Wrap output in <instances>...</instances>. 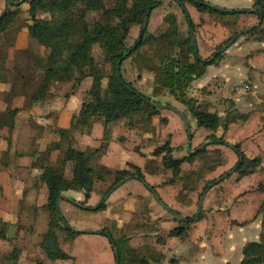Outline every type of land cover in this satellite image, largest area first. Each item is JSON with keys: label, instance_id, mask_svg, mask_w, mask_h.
<instances>
[{"label": "trees", "instance_id": "obj_1", "mask_svg": "<svg viewBox=\"0 0 264 264\" xmlns=\"http://www.w3.org/2000/svg\"><path fill=\"white\" fill-rule=\"evenodd\" d=\"M76 1H28L30 24H27L23 29L27 31L30 39L49 52L47 58H40L39 66L37 70L35 69L40 74L37 90L30 97L25 92H21L27 98L29 105L49 93L53 83H67L70 92L68 93L69 95H66L68 91L65 92V98H68L84 80L90 79L91 84L84 93L80 108L71 117L69 131L88 133L92 123L97 120L102 123L105 134L111 125L119 121H125L128 127H136L137 118H139L143 120L140 126L145 132H149L152 129L151 117L158 115L160 109L150 106L148 101L159 102L140 93L129 82L125 81L121 74L120 80H122L124 85L133 89L134 93L127 91L124 85L120 83L116 65L123 55L128 53L120 66L126 60L135 62L140 72L153 66L155 68L154 86L165 90L176 101L183 104L198 128L211 132L221 129V136L209 135L207 141L211 140L214 145H225L226 142H224L223 136L227 132L229 125L233 123L232 115L222 118L187 97V92L192 82L201 78L205 74L206 67L220 60L223 53L218 55L210 64L199 59V53L197 48L195 49L192 45L189 31L190 29L194 36L195 25L186 6H192L199 13H205L211 17L215 16L219 20L222 19L221 22L219 21L220 24L230 30L227 39L217 46L211 55L239 32H236L234 26L238 24L240 15H253L259 19L257 15L239 14L236 9H232L230 12L213 11L204 5V3H207L204 0H200L202 3L199 0H177L187 25L186 33L182 35L179 31L176 17L173 14H167L164 17V21L168 25L167 29L160 31L157 35H153L148 33L146 26L141 42L137 43L138 35L133 44L136 47L132 50L133 46L127 47L126 45V40L132 28L139 26L140 34L143 18L150 7L158 0H112L109 4L104 0H83L81 9L83 12L101 14V20L92 24L87 22L77 23L72 20L70 11ZM24 2L27 1L25 0ZM169 2L175 3L173 1ZM252 9L259 11L264 17V0H253ZM4 13H6L5 16L2 17V14L0 16V34L6 30L15 16L14 12ZM41 15L47 16V18ZM255 31L256 29L249 32V34H253ZM95 46L100 48L104 63L110 67L108 71L99 67L95 62L92 55ZM145 47H147L145 56L137 57L142 54L141 50ZM210 56L206 59H209ZM12 70L8 77L10 93L16 91L12 78L15 64ZM18 112L19 109L0 112V129L4 126L8 128L7 142L10 140ZM59 137L58 142L49 144L32 163V168L37 167L39 171L38 182L37 185L35 183V186L39 185L45 189L46 202L43 207L49 214L47 231L42 235L39 247L44 258L52 263L72 259L60 247L58 240L59 231L66 235L67 241H73L79 235L73 233L64 225L58 227L61 222L56 207L58 196L68 191L82 192L83 201L79 203L86 206L92 192H94V184L97 181L112 177L113 183L106 189L104 195L115 184L126 177L136 176L145 181L143 171L131 163H128L124 169L117 171L101 166L99 169L94 168L93 161L98 150L81 151L75 149L73 147L74 138L72 133L59 131ZM206 147L190 156L185 153L181 157L173 158V148L169 142H166L164 145L156 147L151 153L154 158L160 157L161 166L150 165L146 167V170L154 175L159 174L162 170L169 172L170 177L165 183L169 185L180 184L177 200L184 202L199 183L203 182L204 184L202 191L208 189L209 184L215 179L205 181L204 177L223 163L220 151L211 152ZM234 148L237 161L233 169H235L234 173L239 178L248 177L257 171L264 172L261 158L247 157L240 144H234ZM53 152L58 153L53 166L42 162L44 157L47 160L48 156ZM149 162L153 163V160ZM3 165H6V163ZM183 165H188L190 169L187 172H183ZM67 166H69L71 173L69 178L65 176V168ZM151 187L153 190L155 189L153 186ZM255 191L264 193V183H259ZM189 202L186 204L188 205ZM105 209L106 204L103 203L94 212ZM87 211L90 210L87 209ZM258 214L262 216V235L257 242H249L244 245L242 248V260L239 264H264V201L259 206ZM194 215L192 217L187 216V222L179 221L171 216L172 220L178 225L170 230L167 235L157 236L156 243L163 244L167 237L185 240L188 236L189 226L201 219V215L196 218H194ZM114 224L103 227L98 232L100 235H103L102 232H104L110 236L117 248L120 264L161 263L164 256L152 247L132 248L129 246L128 238L124 234L115 238L110 229V227H115ZM108 242L110 244L109 239ZM36 264L41 263L37 262ZM170 264H176V262L171 261Z\"/></svg>", "mask_w": 264, "mask_h": 264}, {"label": "rangeland", "instance_id": "obj_2", "mask_svg": "<svg viewBox=\"0 0 264 264\" xmlns=\"http://www.w3.org/2000/svg\"><path fill=\"white\" fill-rule=\"evenodd\" d=\"M13 1L19 2L20 0ZM26 1L27 2L21 3L17 6H12L6 0H0V16L4 12L9 11L14 12L15 14L10 25L0 34V63H4L11 51H13L12 59L15 64V70L12 74L13 85L17 90L25 92L30 97L37 90L38 81H40V74L37 73L35 69L37 70L39 66L40 58H47L49 52L47 51L48 53L46 55V50L42 51L35 47H30L22 51L12 50V42L16 34L26 27L27 24H30V16L28 14L29 0ZM104 1L109 4L112 0ZM211 2L212 5L226 10H231L235 6H245L246 4L245 2H241V0H212ZM167 6H171V9L177 13L180 21L183 23V15L180 8L175 3L166 1L154 9H157L156 11H158L162 7ZM82 7L83 0H77L72 6L70 13L74 22H87L92 24L95 21L101 20L100 13L83 12L81 10ZM188 8L190 9L189 6ZM42 17L47 18V16ZM212 18L220 22L222 21V19L219 20L215 16H212ZM252 19L254 22L253 24H256L258 21L257 17L254 16ZM247 23H249L247 20H241L240 23L234 26V29L236 32L240 31L245 28L244 26ZM179 31L182 35L186 33L187 29L184 24L179 25ZM256 31L253 34L247 33L239 37L225 52H223L222 58L208 68V76L212 72L215 73V76L214 78L212 77L207 88L204 87L202 93L198 92L200 97L198 98L199 100H197V103L204 109L209 110V112L220 115L222 118L227 115H232L233 123L229 125L227 132L223 136L224 142L231 145L240 144L241 149L247 157H261L264 165L263 16L262 23ZM138 35L139 26H135L132 28L129 37L126 40L127 47L133 46ZM226 39L227 37L222 41L224 42ZM30 42L37 46L34 40L31 39ZM217 46L211 47L210 51H204V57L199 56L203 59L208 58ZM206 48L208 49V47ZM146 51L147 47L143 48L141 50L142 54H139L137 57L145 56ZM92 55L99 67L105 71L110 69V67L104 63L98 46L93 48ZM130 66V61H124L120 66V74L126 80L131 81L130 84L134 86L136 90L139 91L142 89L147 93L146 89L150 87L151 81L144 80L142 85H139V78L135 80V76L131 74ZM204 79H206V76ZM244 86L249 87L247 92L240 90L243 89ZM65 91H68L66 95H69L68 93L70 90L66 89ZM65 91L63 93H65ZM153 94H147L145 96L151 99ZM50 96L51 99L55 97L52 93ZM73 103L74 104H71L70 107L76 106L77 100H73ZM159 103L168 104L162 102ZM171 103L180 107L183 111V115L194 128L193 130L191 129V150H194L205 142H209L207 141L209 135H215L216 137L222 135L221 129L216 132H211L205 131L202 128H197L183 104L178 101L173 102V100H171ZM160 113L164 117H172V115H175L172 111L167 109L160 110L159 114ZM172 118L175 119L174 117ZM137 119L136 128L133 130H127V126L124 125L122 121H119L113 129L115 141H110L106 136L105 138L101 134L100 128L97 124L95 125L94 137L90 140L80 137L77 132H73L72 130L69 131V129L65 133H72L73 137H76L77 140L75 142V147L79 149L85 146L88 147V145L90 147H99L101 149V154H99V156L93 161V166L96 169H99V164L101 163L115 165L117 169L123 167L127 161L139 163L142 161L141 159L145 160L149 157L153 149L162 146L166 140H169L170 144L173 146V158L185 155V142H182L185 135L182 136V141H178L179 136L176 134L175 127L172 124L167 125V123H164L162 120L159 121L158 118L154 117L153 123L156 126L152 128L151 132L145 133L140 127V123L143 122V120L139 118ZM164 119L166 120L167 118ZM135 148L136 150H134ZM206 148L211 152L215 150L220 151L223 163L221 166L216 167L213 171L208 173L204 177L205 181L217 179L233 169V166L237 161V156L232 149L228 148L226 145H214L213 143ZM139 150L143 151V158H141ZM54 153H51L47 160L44 157L42 162H45L46 165L49 164L53 166L58 157V153ZM150 164L151 166L160 167V157H155L153 163ZM6 165H8L7 162ZM6 165L3 166L5 167ZM189 169L190 167L188 165L182 166L183 172H187ZM70 174L69 166H67V168H65V176L69 178L71 176ZM33 177L38 179L39 176L37 174V176L33 175ZM169 177L170 173L166 171L164 172L163 170L157 176H149L147 173L144 174L145 181L149 180L152 182L149 183L147 181L148 184L156 185L157 189H155V191L167 206L184 216L187 215L188 217H192L196 214L198 209V202L202 195L201 193H203V182L199 183L196 189L188 195L186 201L177 202V194L180 190V184H165L164 182ZM37 182L38 181H36V185ZM112 183V177H107L94 184L95 195L93 196L92 206L99 204L104 196V192ZM258 183H264L263 171H257L255 174L244 178H239L236 173H232L221 183L210 188L204 196L201 211L198 214V216L201 215V219L193 225V229L195 230H193L194 236L200 235V237L206 238L213 235L214 238L218 237L220 241L222 239L221 233L227 232V229H229V231H233V236H236L235 239L238 241L247 242L249 240H257L261 233L259 225L261 215L257 213V210L260 203L264 201V194L255 191ZM35 187L37 188L38 186ZM141 187V183L137 180L132 179L126 181L108 196L104 202L106 204L105 210H109V213L110 211H113L114 214H118L121 219H125V221L128 220V212H125L123 210L124 208L119 205L124 197L125 202H128L129 204L134 203V207L135 205L137 206L140 204L142 216L141 219L138 220V223L140 220L146 221V223H148V228L156 230L159 225L158 222H160L162 218L165 220H169L170 218L166 216L167 214L165 211L162 212V207L155 201L152 194L147 191L144 186L143 188ZM114 192H116V194H113ZM36 193V196H28L24 193L25 195H23V197H14L10 196L7 191V196H4L1 187L0 264H36L37 262H40L41 264H115L113 263L114 261H112L113 255L107 237L100 235L99 233L79 234L75 240L67 241L66 235L59 231L58 240L61 249L69 255L76 254V256H71L72 259L70 260L56 261L55 263L46 260L41 253L39 243L42 235L47 231L49 214L43 207L46 202L45 195L38 191ZM69 195L76 197V194L73 192L69 193ZM132 195L135 197L142 195L144 198L140 197L138 200V197L134 198ZM80 197L82 200L83 196ZM74 200L78 201L76 199ZM188 201L190 202L186 205ZM149 204H151L152 208H149ZM59 206L65 221L70 227L80 231H99L95 229L97 224L93 223L90 219L99 221L101 218L98 217L100 215H105L103 212L94 213L82 210L66 201H60ZM150 212H154L155 214L153 215L156 217H158V213L156 212L162 213L163 216L158 220L153 218L150 219ZM135 220L136 219H132V222H127L128 224L123 222L121 224L122 228H117L115 223L114 228L110 227L113 236L118 238L123 235V227L126 226L128 228L129 226L134 225ZM109 224L110 222L107 226H109ZM61 226H63L62 222L59 223L58 227ZM133 230L134 229H130V233L127 231V234H135L133 233ZM207 241L209 242V239H207ZM133 243L136 244V241ZM142 243H145V241ZM179 248H181V255L178 254L179 256H177L178 262L184 264H207V262L205 263L201 258L199 259L196 257L194 252L197 254L198 251L195 250L196 247L192 245L190 241H186ZM182 249H186L187 253L184 254L185 252H183ZM173 255H176L175 252L171 253L163 264H170L171 259H174ZM214 262H216L215 264H221V259L216 258Z\"/></svg>", "mask_w": 264, "mask_h": 264}, {"label": "crops", "instance_id": "obj_3", "mask_svg": "<svg viewBox=\"0 0 264 264\" xmlns=\"http://www.w3.org/2000/svg\"><path fill=\"white\" fill-rule=\"evenodd\" d=\"M204 1L212 4V2H211L212 0H204ZM167 2H169V1H167ZM241 2H245L246 3L245 6H235L232 9L237 10V9H243V8H245V9H251L252 8V2L253 1L241 0ZM176 5L178 6V4H176ZM188 6L186 7L187 11L190 15V18H191L193 24L195 25L194 38H195V42H196V48H197L199 55L201 57H204L203 52L208 51V50L210 51L211 47H213V46L215 47V46L223 43L222 40L224 38L228 37L230 30L227 27L222 26L219 21H216L210 15L205 14V13H199L192 6H189L191 9L190 10L188 8ZM156 10L157 9H154L152 11V13L150 14V17L148 18V26H147L148 33L153 34V35H157L160 31L167 29L168 25L164 21V17L167 14H173L177 19V23L179 25L184 24L185 28L187 29V25L185 23L184 16H183L184 22L182 23L179 19V16L177 15V13L171 9V6L162 7L158 11H156ZM181 13L183 15L182 10H181ZM253 17H254L253 15H240L238 23H240L241 20H247V22H249V23H247L244 27L245 28L249 27L251 25H254L253 24L254 22L252 19ZM30 41H31V39L28 37L27 31L25 29H22L14 37V40L12 42V47H13L12 50L22 51V50H26L27 48H30V47H35V48L41 49L42 51H45V49L43 47L38 46V45L37 46L33 45ZM206 47H208V49ZM12 53H13V51H11V53L9 54L7 59L4 61V63H0V112L6 111V110L7 111L14 110V109H19V112L17 113V115L15 117V126H14V129L12 130V133L10 135V140L8 142L6 141V137H8V128L4 126L0 129V160H1V162H0V165H1L0 166L1 167V170H0V186L3 189V195L4 196H7V194H6L7 191L9 192L10 196H14V197H18V196L23 197V195H25V194H27L28 196L29 195L30 196H36L37 191L39 193H43L45 195V189L43 187H40L39 185L37 188L35 187V183H36L37 179H35V177H33V175L37 176V174H39V171H38L37 167L32 168V163L36 160L38 154L43 152L49 144L59 141V139H60L59 131L66 132L69 129L71 117H72L73 113L77 112L78 109L80 108L84 93L89 88L91 81H90V79L84 80L80 84V86H78L73 91V93L70 94V96L68 98H65V93H63V92L66 89H68L69 85L67 83H60V84L59 83H53L51 86V91L49 93H47L44 97L38 99L37 101H33L29 105L27 98L19 90L16 89V91L14 93L9 92L10 87L8 84V77L12 73V71H13L12 69L14 66V61L12 59ZM45 53L47 55L48 52L45 51ZM126 61H130V63H131V66H130L131 74H133L135 76V80L137 78H139V82H138L139 85H142V82L144 80H150L151 81L150 87H148L146 89L147 93L144 92L142 89L139 90V92L142 91L140 93H142L143 95H147V94L152 95L154 93L153 97L151 98L152 100H156V101H159L162 103H168L170 105H173L174 108H176L177 110H179L183 114V111L180 109V107L174 105V103H171V100H173V102L176 101L172 96H170L165 90L157 88L154 86L153 80H154L155 68L153 66L150 67L148 70H144V71L140 72L138 67H137V64L135 62H132L131 60H126ZM210 66L211 65L206 67L205 74L201 78L192 82L191 87L189 88V90L187 92V97L192 99L193 101L197 102V100H199L198 98L200 96H199L198 92L202 93L204 90V87L207 88V85L210 83L212 77L214 78V76H215V73H213V72L208 76L207 73H208V68H210ZM205 76H206V79H204ZM123 79L129 83L131 82V81L126 80L124 77H123ZM240 90H242V89H240ZM51 93L53 94V96H55L54 98L52 97L53 99H51V96H50ZM201 99H202V97H201ZM73 100H77V105L74 107H70L71 104H74ZM160 110H162V109H160ZM154 117L158 118L159 121L162 120L164 123H167V125L172 124L175 127L174 129L176 131V134L179 136L178 141H182V136L185 135L184 140L182 142L186 143L187 134L185 131V127H184L181 119L176 114L172 115V117H174L175 119H173L172 117H164L161 113L158 115L152 116L151 117L152 128L156 126L153 123ZM164 118H167V119L165 120ZM122 122L124 125H126L125 121H122ZM117 123H119V122H117ZM117 123L111 125L108 128L107 133L104 134V129H103L102 123L96 120L92 123V126H91L88 133H86V132H77V133H78V135H80V137H83V138H86L87 140H90L92 137H94L93 134L95 132V125L97 124L100 128L101 134L104 137L106 136L107 139H110V141L111 140L115 141L113 129ZM188 123H190V122H188ZM194 124H195V122H194ZM189 125H190V128L193 130L194 128L192 127V124H189ZM195 126H196V124H195ZM134 128H136V127H128L127 126V130L128 129L133 130ZM203 130H205V129H203ZM143 131H144V129H143ZM151 131H152V129L149 130V132H151ZM149 132H145V133H149ZM73 138H74L73 147L75 149H78L81 151L98 150V153L95 155L94 158L98 157L99 154H101V149L99 147H90L89 145H88V147L85 146L81 149L75 147V142L77 139H76V137H73ZM166 142H169V144H170L169 140H166ZM166 142H164V144ZM170 146L173 147L171 144H170ZM134 150H136V148ZM139 153L141 155V158H143L144 157L143 151L139 150ZM151 153H152V151H151ZM252 158H261V157H252ZM141 160L142 161L139 163H136L134 161H127L124 164V166L121 167L120 169H117L115 165H110L107 163H105V164L101 163V164H99V166L105 167V168L112 170V171H117V170L124 169L128 163H131L133 165L138 166L143 171V175L145 173L149 174V176H157L158 175V174L157 175L150 174V172L148 170H146V167H149L151 165L149 161L154 160V157L149 155V157H147L145 160L144 159H141ZM6 162L8 165H6L5 166L6 168H5L3 166V164ZM38 165H40V164H38ZM147 181L149 183H152L149 180H147ZM141 185H142V183H141ZM150 186H153L155 189H157L156 185L154 186L152 184ZM141 188H143V185ZM71 192L76 194V197L70 196L69 193H71ZM113 194H116V192H114ZM63 195L66 197L74 198V199L78 200L79 202L83 201V199L81 200V197H80V196H83V194H82V192H79V191H68V192L63 193ZM94 195H95L94 192H92L90 199L86 203L87 207L92 206L91 204H92V200H93ZM132 196H134V195H132ZM137 197H138V200L140 197L144 198V196H142V195H138ZM137 197L134 196V198H137ZM123 199H124V197H123ZM123 199L121 200L119 205L122 206V208H124L123 210L125 212H128L127 213L129 215L128 220L125 221V219H121L118 216V214H114L113 211L112 212L110 211V213H109V210L99 211V212H103V214H105L104 216L100 215L98 217V218H101L99 221H95L93 219H90V220H92L93 223L97 224L95 226V229L100 230L101 228L106 227L109 222H110L109 226H111L113 223H116L117 228H122L121 224L123 222L128 224L127 222H132V219H136L134 222L135 223L134 225H131L128 228L126 226L123 227V229H122L123 234L126 235V237L128 238V243H129L130 247L137 249V248H140L142 246H149L164 256V259L161 261V263H152V264H163L166 261V259L168 258V256H170V254L173 252H175L176 255H173L174 259H171V261H175L176 264H184V263L178 262L177 256L181 255L180 254L181 248H179V247L183 243H185L186 241H190L191 244L196 247L195 250L198 251L197 254H196V252H194L196 257H198L199 259L201 258L203 261H205V263L207 262V264H215L216 262H214V260L216 258L221 259V262H220L221 264H239L242 260V248L244 247V245L249 243V242H257L259 240L260 236L262 235V227H261L262 216H261V220H260V224H259L260 228H261V233H260L257 240H249L247 242L238 241L235 239L236 236H233V231L231 232V231H229V229H227V232L221 233L222 239L220 241H219L218 237L214 238L213 235H210L206 238H202V237H200V235L194 236L193 225L196 223V222H194L189 226L188 236L185 240H180L176 237H167L166 241L163 244H157L156 243L157 236L167 235L170 232V230H172L173 228H175L178 225L176 222H174L172 220V217H171L172 215L169 214L167 211H165L163 208L161 209L162 212H164V211L166 212V214H167L166 216H168L170 218L169 219L170 221H169V220H165L164 218H162V216H163L162 213L156 212V213H158V217H156L153 215V214H155L154 212H152V213L150 212V215H151L150 219L153 218L155 220H158V219L162 218V220H160V222H158L159 225L157 226V229L151 230L150 228L147 227L148 223H146V221L140 220L138 223V220L141 219V216H142V210H141L140 204L138 203L139 205H137V206L135 205V207H134V203L129 204L128 202H125V199L123 201ZM177 202H178V200H177ZM92 207H94V206H92ZM149 208H152L151 204H149ZM258 209H259V207H258ZM126 210H128V211H126ZM90 212H94V211H90ZM94 213H98V212H94ZM257 213H258V210H257ZM114 215H117V216H114ZM182 216H184V215H182ZM184 217H187V215H185ZM117 223H118V225H117ZM130 229H134L133 233H135V234H133V235L127 234V231H129L128 233H130ZM96 232H98V231H96ZM238 237H237V239H238ZM207 239H209V242L207 241ZM135 241H136V244L133 243ZM144 241H145V243H142ZM138 244H140V245H138ZM111 251H112V249H111ZM182 251L185 252L184 254L187 253L186 249H182ZM112 255H113V253H112ZM70 256L75 257L76 254L70 255ZM107 256L109 257V255H107ZM109 258L112 259L111 257H109ZM112 261H114L113 263H115L114 256H113Z\"/></svg>", "mask_w": 264, "mask_h": 264}, {"label": "water", "instance_id": "obj_4", "mask_svg": "<svg viewBox=\"0 0 264 264\" xmlns=\"http://www.w3.org/2000/svg\"><path fill=\"white\" fill-rule=\"evenodd\" d=\"M10 5L12 6H17L21 3H24L25 0H20L19 2H15L13 0H6ZM166 1H173L175 2L176 4L179 5L178 1L177 0H158L154 5H152V7H150V9L147 11L145 17L143 18V22H142V25H141V29H140V34H139V37H138V40H137V43H140L141 40H142V36H143V33L145 31V28L147 26V23H148V18H149V14L151 12V10L155 7H157L158 5H160L161 3L163 2H166ZM200 3H202L200 0H199ZM205 6H207L208 8H210L211 10L213 11H219V12H230V10H226V9H222V8H219V7H216L210 3H204ZM237 13L239 14H255L258 16V21L256 24L254 25H251L249 27H246V28H243L242 30H240L239 32H237V34L230 40L228 41L225 45H223L222 47H220L217 51L214 52L213 55L210 56L209 59H202L199 57V59L202 61V62H205L207 64H210L212 63V61H214L216 59V57L220 54H222L223 52H225L239 37L257 29L258 27H260L261 23H262V14L255 10V9H238L236 10ZM6 13H3L2 14V17L5 16ZM1 19V17H0ZM190 31V34H191V41H192V45L193 47L196 49V42H195V38L194 36L192 35V32L191 30L189 29ZM136 47V45H134L132 47V50ZM196 51V50H195ZM128 53H126L125 55H123V57L118 61L117 65H116V71H117V76L120 80V64L122 62V60L127 56ZM120 83L122 85H124V83L122 82V80H120ZM125 89L131 93H134V90L131 89L130 87H128L127 85H124ZM148 104L156 109H167V110H170L172 111L173 113H175L182 121L184 127H185V131H186V134H187V140H186V143H185V152L187 154V156H190L192 154H194L196 151L198 150H201L202 148L208 146L209 144H211L212 142L209 141V142H205L203 143L202 145H200L197 149L195 150H191V141H192V133H191V128H190V125L186 119V117L179 111L177 110L176 108H174L173 106L171 105H168V104H161V103H157V102H154V101H148ZM225 145L232 149L233 151L235 150L234 148V145H231V144H227L225 143ZM235 172V169H232L231 171H228L227 173L223 174L222 176H220L219 178L215 179L212 183L209 184V187L208 189H206L205 191H203L200 199H199V202H198V209H197V212L196 214L194 215V218H196L198 216V214L200 213L201 211V207H202V203H203V199H204V196L206 194V192L214 187L215 185L221 183L224 179L228 178L232 173ZM131 179H134V180H138L140 183H142V185L150 191V193L153 195V197L155 198L156 202L165 210L167 211L169 214H171L173 217H175L177 220L179 221H182V222H187L188 219L184 216H182L181 214L177 213L176 211L172 210L171 208H169L168 206H166L162 201L161 199L159 198L158 194L156 193L155 190L152 189V187L144 180L136 177V176H129V177H126L124 178L123 180L119 181L117 184H115L113 186V188L111 190H109V192L103 196V198L101 199V201L99 202L98 205L94 206V207H87V206H84L82 204H80L78 201H75L74 199L72 198H69V197H66L64 195H60L57 197L56 199V207H57V211H58V214H59V218L62 222V224L70 229L73 233H77V234H84V233H99V232H92V231H80V230H76L72 227H69V225L66 223L65 221V218L63 216V213L60 209V206H59V203L60 201H66L74 206H76L77 208L79 209H82V210H87L89 209L90 211H95L97 210L105 201L106 199L108 198V196L115 190L117 189L118 187H120L121 185H123L126 181L128 180H131ZM103 235L105 237H107V239L110 240V246H111V249H112V253H113V256H114V259H115V264H120V259H119V255H118V251H117V248L114 244V242L111 240L110 236L107 234V233H104L102 232Z\"/></svg>", "mask_w": 264, "mask_h": 264}, {"label": "built area", "instance_id": "obj_5", "mask_svg": "<svg viewBox=\"0 0 264 264\" xmlns=\"http://www.w3.org/2000/svg\"><path fill=\"white\" fill-rule=\"evenodd\" d=\"M248 90H249L248 86H244L243 89H242L243 92H247Z\"/></svg>", "mask_w": 264, "mask_h": 264}]
</instances>
